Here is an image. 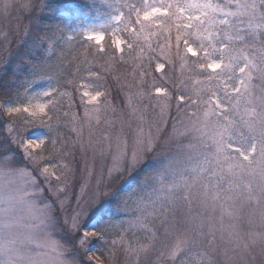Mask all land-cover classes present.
<instances>
[{
  "label": "snow or ice",
  "instance_id": "1",
  "mask_svg": "<svg viewBox=\"0 0 264 264\" xmlns=\"http://www.w3.org/2000/svg\"><path fill=\"white\" fill-rule=\"evenodd\" d=\"M14 3L2 0L0 13ZM21 3L30 11L33 0ZM101 3L112 10L104 23L68 34L57 62L35 77L56 83L30 95L26 104L0 105L10 117H30L10 142L21 159L11 147L0 155V264H115L118 248L130 264H152L146 257L159 239L157 221L166 248L159 256L168 264H249L257 247L264 264V0ZM25 27L17 22L14 30ZM0 32L3 43L9 42L12 30ZM99 60L105 61L99 65L105 71L131 62L123 81L119 73L114 77L123 107L109 99L106 84L93 90L85 83L80 85L83 117L63 111L66 98L73 107L67 91L73 81L61 83L65 62L77 76L83 69L95 81L106 80L93 70ZM169 84L178 85L179 94ZM69 118L75 139L60 132ZM162 144H173L175 151L146 164ZM24 158L33 168L21 166ZM142 164L148 175L133 190L139 194L133 199L129 193L121 208L119 194L130 183L117 187V182ZM81 165L83 183L75 185L83 194L94 180L92 195L83 200L73 193L70 200L69 185L81 175ZM107 196L113 198L103 199ZM181 209L187 214L184 223L191 224L184 231L169 222ZM208 210L220 213V239L228 234L223 260L207 250L217 241L214 226L203 231ZM119 211L130 218L113 221ZM245 211L249 224L251 217L260 220V231L247 238L238 224L223 223L239 220ZM93 239L104 250L89 247Z\"/></svg>",
  "mask_w": 264,
  "mask_h": 264
},
{
  "label": "trees",
  "instance_id": "2",
  "mask_svg": "<svg viewBox=\"0 0 264 264\" xmlns=\"http://www.w3.org/2000/svg\"><path fill=\"white\" fill-rule=\"evenodd\" d=\"M130 2L136 3L138 0H130ZM33 8V7H32ZM112 11L107 7V5L101 3V0H37L33 11L29 13H25L24 21L27 22L26 30L24 36H19L16 38L14 42L9 46L7 52L2 56V60L4 62V69L2 74L0 75V105L8 106L14 104H21L25 97H27L32 90L41 88L44 86L51 87L56 81L53 79L52 81H48L46 79L36 80L35 77L41 69L48 64L49 62L53 65L57 62V57L59 51L64 47V39L68 34L75 31L77 26V21L81 19L84 15H89L92 18H101L107 19V13ZM69 15V17L67 16ZM18 42L19 47L17 48L16 43ZM110 36L104 41V47L107 49L110 46ZM55 45V47H53ZM95 45H92V50H95ZM105 64L104 60H99L97 67H95L94 71H99L102 74L103 68L99 67V65ZM65 66L67 68V72L65 73L64 80L61 83H66L68 80H75L73 84H69L67 89L70 87H75L82 82V79H85L84 75L88 73L83 69L80 71L79 75H75L76 69L71 64L65 62ZM132 70L131 62L129 64H116L113 66L112 73L107 77L106 80L96 81L95 85L106 84L107 90L110 88L114 91L115 96L114 99H117L120 96L119 93V85L114 82V77L117 73L121 74L122 81L125 76ZM103 76L104 73L102 74ZM28 89V94H26L25 90ZM101 90H105L101 88ZM113 98H109L113 101L115 105V100ZM73 101V100H72ZM1 110H4V107H1ZM79 111L77 104L73 101V107L69 109L67 107V102H64L63 111ZM80 112V111H79ZM29 117L20 114L11 116L10 121L12 123L17 124L18 129H21L24 125V122ZM8 119H6L5 115L3 119H0V125L2 123H6ZM70 120V118H69ZM69 123V122H68ZM19 131V130H18ZM40 131H46L45 129H40ZM0 132L1 129H0ZM62 134L68 135L71 137V133L68 127H62L60 129ZM27 135V133H25ZM55 135V133H53ZM3 137V136H2ZM3 143V139L0 138V146ZM47 155V153H46ZM153 158L149 160L151 163ZM148 175V170L144 167L141 170H136L134 173L130 175L127 179H123L121 182H117V187L125 186L126 182L130 183V186L125 189V191H121L119 194V203L121 208H123V201L128 199L129 193L132 194V198L134 199L138 192H133L134 189H140L141 184L145 177ZM120 182V183H119ZM115 190V189H113ZM113 198L112 196L110 197ZM115 208V205H113ZM205 214V215H204ZM203 218L206 220V216L209 214L213 215L211 210L204 212ZM130 216L128 213L119 211L117 214L111 219L113 221H120L121 219H129ZM108 219L107 217L105 218ZM170 219V217H169ZM184 219H187L184 218ZM173 221L171 217V222ZM252 223L249 224V216L247 211L241 213V218L235 221L224 222L226 225L229 223H235L239 225L238 230L244 233H250L251 231H260V220L258 217H251ZM170 222V221H169ZM170 222V223H171ZM198 223L200 221H197ZM157 223L158 228V237L159 239L155 241V250L151 251L153 254L162 252L163 249L166 250L165 245L161 243L163 240L164 227H161L159 221ZM188 225V223H183ZM191 225V224H190ZM225 236L228 239V234L225 232ZM217 243L222 245L224 242L227 243V239L221 240L217 235ZM169 242H171L172 238L168 237ZM104 245L97 240L96 249L104 250ZM259 249V248H258ZM209 251V248L207 249ZM122 256H126L122 249H120ZM107 254V253H106ZM156 255V254H155ZM154 255V256H155ZM214 259L223 260V251H219V253H215L212 255ZM256 256V255H255ZM128 257V256H126ZM149 254H147V257ZM145 257H142L144 259ZM258 258H261L258 255ZM157 262L159 264H168L166 260H162ZM106 263H109L108 260H105ZM130 264V258L127 260ZM153 264L154 261H152ZM255 264H261L258 262Z\"/></svg>",
  "mask_w": 264,
  "mask_h": 264
},
{
  "label": "rangeland",
  "instance_id": "3",
  "mask_svg": "<svg viewBox=\"0 0 264 264\" xmlns=\"http://www.w3.org/2000/svg\"><path fill=\"white\" fill-rule=\"evenodd\" d=\"M36 1L37 0H33V4L31 5V10L29 11L21 3V0H15V3L10 5L6 12L0 13V28H2L5 32L8 29L12 30V32H13V34L9 37V42H7L6 44L3 43V34L4 33L0 32V75L2 74L3 69H4V62L2 60V56L4 55L5 52H7L9 46L12 44V42H14V40L16 38H19V36H21V37L24 36L25 31H28V30H26L27 29L26 27L23 29L22 32L21 31H15L14 28L16 27V23L17 22H22L23 24H25L27 26V24H26L27 22L24 21V19H26L25 18V13L26 12L29 13V12L33 11V8H34V5H35ZM0 3H2V0H0ZM67 16L69 17V15H67ZM105 20L106 19L103 20V19L98 18V17L97 18H92L89 15H84V16L81 17V19L79 21L76 22L78 27H76L75 31H78V30H81V29L87 27L88 24L100 25V24L104 23ZM16 46H17V48L19 47L18 42L16 43ZM166 70H167V66H166ZM111 71H105L103 69L102 74L104 73L105 77H108L112 73ZM156 75L159 76V73H156ZM83 76H84L85 79H82V82L80 84H78L75 87H70L69 89H67L68 93L71 94L72 100L77 104V107L79 108V111H80L79 112V111H73L72 110V112L78 114V116H80V117H83V105L80 104V93H81V91L83 89L80 87V85L85 84V83L89 84V86L94 90V86H95L94 82H96L94 79L90 78L88 76V74L87 75L83 74ZM174 77L178 80V78H179V69L178 68H177L176 73L174 74ZM76 79H77V77H76ZM75 80H73V82ZM167 86L169 87V90L173 92L174 95L179 94V92H178V87L179 86L178 85H177L176 88H173V86L170 85V84L167 85ZM47 88H49V87L48 86L47 87L44 86V87L32 90V92H30V94H28L27 97L24 98L23 103H21V104H26L28 102L27 99L30 98V95H34L35 93L42 92V91L46 90ZM109 91H111V96L109 98H113L115 96L114 91L111 88L109 89ZM114 100L116 102L115 106H117L118 108L123 107L124 101H123V94L122 93H120V96L117 99H114ZM65 101L67 102V104L69 103V99L68 98H66ZM35 102L36 101H33V103H35ZM146 102L147 101H145V103ZM173 111H174V109H173ZM20 114H23V115L29 117L27 113H18V115H20ZM4 115H5L6 119H8V120L6 121L7 124L6 123H2L0 125V129L2 131V132H0V138L3 139V143L1 145L3 147L0 148V155H3L5 149L11 147V150H12L11 154L14 155L17 160H20L21 157L19 155V152L16 149V144L15 143H10L11 141L17 139V132L20 129H18L17 124H14V123H12V121H10L11 117L7 115L5 110L2 111L1 107H0V119H3ZM108 115L111 116V113L109 112ZM41 118H43V117H41ZM68 122H69L68 123V129H69V127H71V122H70V120ZM9 128H11V131H9ZM84 135H85V139H86L87 138V128L86 127L84 129ZM71 138L75 139V134L74 133H71ZM169 151H175V146L173 144H162V145L159 146L157 152L150 154L149 157L146 158L145 163L146 164L149 163V160L151 158H154V157L159 159L161 154L167 153ZM45 155H46V153H45ZM77 158H79V155H77ZM98 164H99V161H97V165ZM21 166H28L30 169L33 168V166L31 164H29V162L27 161L26 158H24L23 164ZM144 167H145V165L142 164L137 170H141ZM98 171H99V167L97 166V172ZM130 175H126L124 179H126V178L128 179L130 177ZM122 180H120V182ZM75 181H79L80 183H83L82 165H81V175L76 177L74 181L70 182L69 189H68V194H69L70 200H71V197H72L73 193L76 196H81L82 195V199L83 200H88L91 197V195H92V189L94 188L95 181L93 180L91 182V184L88 187L85 188V191H84L83 194H81V192H80V187L75 185ZM143 181L140 182L139 184L142 185ZM48 195H49L51 200H55V197H52L50 193ZM110 197L111 196H107V197H104L103 199H111ZM69 206L72 209H74L76 207L74 202H70ZM96 206L97 205H93V208H95ZM64 216L66 218L67 217V213H65ZM89 216H91V211H89V213L85 216V222L86 223L90 222L88 220ZM169 217H170L169 221L171 222V216H169ZM186 217H187V214L183 212V209H181V211L178 212V214H177V216L175 218V221H172V222L176 223L177 229H179L181 231H184L186 229H190L191 228L190 224H188V225L183 224L184 221L186 220L184 218H186ZM121 220H127V219H121ZM224 222L226 223V222H228V220H224ZM202 223L204 225L203 231L205 232V234H207V232H208L210 227L214 226L217 229L216 236L218 235L219 238L221 237L222 233L219 231V228H220V213H219L218 210L215 213H213V215L209 214L208 216H206V220L203 218ZM239 232L245 238H247V235H248L247 233L241 232L240 230H239ZM169 237H171L173 239V236H169ZM223 237H224L223 240L227 239V237L225 236V232L223 233ZM162 238H164V237H162ZM74 242L75 241H73V243ZM96 242H97V240L93 239V241H92L91 245H89V247L96 249ZM225 246H227V243H225V242L222 245H219L216 242V246L214 248H209L210 255H214V252L218 254L220 250L223 251ZM162 251H166V250L163 249ZM148 254H149L148 259H150L151 262L154 261V263H157V262L160 261V259H159L160 256H159L158 253H155L156 255L153 254V252L152 253L150 252ZM79 255H80L81 258L83 257L84 253H83L82 250H80ZM253 255H256V259L255 260H251L250 259L249 264H255L257 262V260H258L259 263H261L260 259L258 258V255H259L258 247L255 249ZM126 256L125 257H124V255L122 256L121 251L118 248L116 250V252H115L114 257H113V259L115 261V264H126V263H128L127 260L129 259V257H126ZM104 264H109V263H106V261H104ZM152 264H153V262H152ZM157 264H159V263H157Z\"/></svg>",
  "mask_w": 264,
  "mask_h": 264
}]
</instances>
